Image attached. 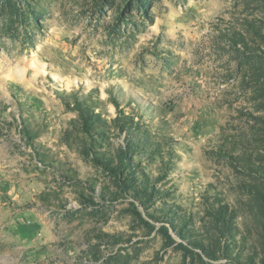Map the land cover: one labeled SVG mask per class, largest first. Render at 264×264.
Segmentation results:
<instances>
[{
	"label": "rangeland",
	"instance_id": "1",
	"mask_svg": "<svg viewBox=\"0 0 264 264\" xmlns=\"http://www.w3.org/2000/svg\"><path fill=\"white\" fill-rule=\"evenodd\" d=\"M256 32L264 0H0V264H264Z\"/></svg>",
	"mask_w": 264,
	"mask_h": 264
},
{
	"label": "trees",
	"instance_id": "2",
	"mask_svg": "<svg viewBox=\"0 0 264 264\" xmlns=\"http://www.w3.org/2000/svg\"><path fill=\"white\" fill-rule=\"evenodd\" d=\"M256 36L264 42V37H262V35L260 34V32H256ZM230 43L234 47H236V48H241L243 50H245L247 48V46H246V44L244 42H238V41L231 40ZM83 121L85 123V125H84L85 131H86V133H89V131L91 130V128H93L94 125H95V124H93L94 122L92 120H85V119ZM144 186H145V184L142 185L141 187H144Z\"/></svg>",
	"mask_w": 264,
	"mask_h": 264
}]
</instances>
